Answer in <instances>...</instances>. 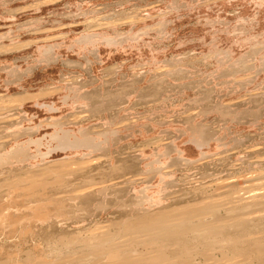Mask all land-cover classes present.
<instances>
[{"label": "rangeland", "instance_id": "1", "mask_svg": "<svg viewBox=\"0 0 264 264\" xmlns=\"http://www.w3.org/2000/svg\"><path fill=\"white\" fill-rule=\"evenodd\" d=\"M61 128L99 148L42 159L33 142L46 153ZM0 148V264H69L98 228L124 242V227L192 204L259 212L264 0H0ZM63 160L72 174L54 186ZM257 222L187 240L179 264H264Z\"/></svg>", "mask_w": 264, "mask_h": 264}, {"label": "bare ground", "instance_id": "2", "mask_svg": "<svg viewBox=\"0 0 264 264\" xmlns=\"http://www.w3.org/2000/svg\"><path fill=\"white\" fill-rule=\"evenodd\" d=\"M30 98H32V97L29 96L26 98H22V100L30 99ZM50 139L56 142V146H54V148L49 147V149L46 153H42L40 151L39 147L42 145L41 141L40 140H37V141L33 140V141H35L33 143H35L36 147H37V154L42 159L45 158V156L47 157L52 152L57 151V150H67V149H74V148L75 149L76 148H86V149H95L96 150L99 148L98 146L100 145L99 143H96L95 139L91 138L86 132L82 133L81 138H77L76 136H73V139H71V134L68 131L63 130L62 128L60 129V131L55 132L52 136H50ZM196 146L198 148H201L203 145L197 144V142H196ZM26 152L27 151L24 152V150H16L13 152V157L17 158L20 155L24 156V155H26ZM72 161H74V160H72ZM69 164L65 163L64 160L55 163V165L59 166L60 170H59V173H58L56 179H54L55 180L54 183L52 182L51 184H53L54 186L55 185L57 186V185H61L64 182L65 176L69 175L71 173L70 170H68V171L66 170L67 167L70 166ZM90 165H92V164H90ZM51 170H52V168H51ZM60 171H62V172H60ZM250 178H249V180H252ZM37 180H40V179L37 178ZM23 183H25V182H23ZM29 183H30V186L28 188L29 189L28 191L35 192L36 190H39L40 188L43 189L44 186L48 187L47 185L50 182L49 183L46 182L47 183L46 184L45 182L42 183V182H37V181H31ZM234 183H235V180H233V179L228 180L227 179V180H224L223 184H221V185H224L225 187H231L232 184H234ZM95 184H96V182H95ZM101 184H102V182H101ZM21 185H24V184H21ZM87 186H89V185H87ZM19 189H21V188H19ZM21 190H24V189H21ZM104 190H106V189L104 188L103 191ZM15 192H17V190ZM23 192H25V190ZM82 192H83V190H82ZM251 192L253 193V195L250 198L252 200V202L261 201L264 198V184L262 185V188L260 191L252 190ZM41 194H38V195H41ZM92 194H93V192H92ZM93 195H95V194H93ZM69 196H70V194H69ZM77 196L79 197V195H77ZM28 197L30 198L31 196H28ZM34 197H32V198H34ZM78 197L75 196L73 198V200H75V198L77 199ZM230 197H231V195H227L226 198L228 199ZM238 201L239 200H236V199H231V200L228 199L227 203L224 204L225 207L227 206V208H228L227 210L231 215L230 217H226V218H222L219 214V210H217L219 207H221V205L218 206L215 204L216 202L214 203L213 201H209L207 203L204 202L201 204L198 203L197 205H200V206H196L193 204L189 205V206L188 205L183 206V207L188 206L186 208H181L182 207L181 206L180 207L181 209H178V208L175 209V211H176L175 213L172 210L171 211L162 210L164 212L158 211L159 213L157 212V214H154V215H151L150 217H148L146 222L143 221V219L140 220L141 225H139V227L137 229H135L134 231L132 229L129 230L127 227H124L125 229L122 231L123 232L122 234L127 232L125 236L128 238L124 242L120 241L118 243H115L116 242V239H115L116 234L115 235H114V233L112 234L110 232V230L107 229V226L98 228L97 229L98 231H99V229L101 230V232L99 234H95V233L89 234L88 237L86 236L82 240L78 239L79 240L78 243L80 244V247L84 248V250L85 249H87V250H85V252L83 251L84 253L79 256L80 258H78V257L76 258L77 260H75V259L70 260L69 264H85L87 262L86 259L88 260L90 258L92 259V264H179L182 260V259H180L181 256H184V255L187 256L188 254L192 255L194 252L193 250H191L190 246L187 245V240L189 242V240L195 239L198 236L209 235V233L210 234H218V233H221L222 230L225 228L227 229L229 227H237V226H240V225L245 224L247 222H251L254 219H256V221H258L256 223L257 225L260 224V225L264 226V209H262L260 211L258 210L259 212H249V213L240 215L241 210H237ZM102 205H104V204H102ZM7 208H9V205ZM3 209H5V208H3ZM0 215H1V213H0ZM3 215H4V213H3ZM46 215H47V213H46ZM46 215H44V216L46 217ZM2 217L3 216L1 215V218ZM36 217H37V215H36ZM38 217L40 218V220L41 219L44 220L43 218H45L42 215H39ZM1 220H3V218ZM13 220L15 221V219H13ZM13 225H15V224H13ZM98 231L96 233H98ZM122 234H120V235H122ZM187 234H191V235L187 236ZM117 235H119V234L117 233ZM214 241H218V240L214 239ZM237 241L238 240L234 239V238L227 239V242L236 243ZM261 241L262 240H259V241L255 240L253 243L254 244L260 243ZM138 247H142L144 249V251L139 252ZM79 250L81 251V249H79ZM145 250H146V252H145ZM147 250H150V251L148 252ZM256 251L261 252V246L258 245V247L256 248ZM172 255H175V256L172 257ZM57 263H59V262H57Z\"/></svg>", "mask_w": 264, "mask_h": 264}]
</instances>
